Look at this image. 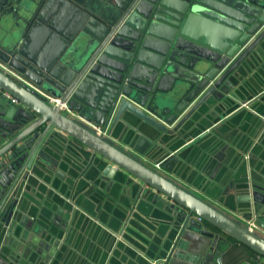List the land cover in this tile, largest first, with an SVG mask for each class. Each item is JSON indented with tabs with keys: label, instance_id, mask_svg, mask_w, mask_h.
<instances>
[{
	"label": "water",
	"instance_id": "obj_1",
	"mask_svg": "<svg viewBox=\"0 0 264 264\" xmlns=\"http://www.w3.org/2000/svg\"><path fill=\"white\" fill-rule=\"evenodd\" d=\"M1 14L17 27L22 21L28 35L0 43V61L32 86L0 68V90L17 100L0 92V264H23L7 257L16 247L10 234L21 225L40 234L32 237L36 248L19 246L26 262L59 263L52 256L67 227L61 214L75 210V197L51 205L56 213L47 202L23 212L32 186L47 190L39 178L55 162L49 156L55 146L102 195L126 185L124 196L133 199L114 209L119 226L103 243L104 264H152L154 258L162 264L164 257L163 264H224L221 247L232 240L264 258V236L255 230L264 231V177L236 196L243 203L230 208L234 218L108 139L124 129L137 153L172 171L171 153L232 108L218 110L234 96L230 89L258 91L238 97L233 107L262 97L264 0H0ZM35 29L46 40L39 55L24 43ZM33 87L59 97L76 117ZM201 180L199 188L212 197L213 185ZM187 239H195L189 253Z\"/></svg>",
	"mask_w": 264,
	"mask_h": 264
},
{
	"label": "crops",
	"instance_id": "obj_2",
	"mask_svg": "<svg viewBox=\"0 0 264 264\" xmlns=\"http://www.w3.org/2000/svg\"><path fill=\"white\" fill-rule=\"evenodd\" d=\"M22 24L21 21L20 26L17 27L15 21L11 18L6 22L1 14L0 43L15 44L22 38H26L28 33L25 30V25ZM24 43L39 55L45 48L46 40H43L41 30L35 29L32 37H28ZM235 90L238 89H230L228 93L230 95L235 92L234 96L228 99L229 104L226 103L225 108L218 107L220 111H224L229 106L232 107L228 113H223L218 121L210 124L209 127H205L204 131L191 137L185 144L171 153L173 159L169 163L172 171H167L162 166H156L155 160L151 161L147 156L137 153L132 146L135 141L129 138L124 129H119L114 136L115 138L108 136V139L117 147L141 159L171 181L235 218L237 214L232 212L234 210H230V208L239 209L238 205L243 203L236 196H241L245 190H250L252 183H256L254 181L255 177L259 176L260 179L264 177V94L260 98L256 97L254 101L253 99L249 100L245 105L238 104V107H233L239 102L238 97H253L258 92L254 90L247 91L245 95L242 90H238L239 93ZM211 108L215 109L213 106H210ZM218 114L220 112L215 115ZM63 148L66 150V147ZM49 156L55 162L49 164L46 171L42 173V178L39 179L48 191H53V194L48 195L47 190L44 192L38 191L37 187L32 186L33 192L29 191L27 198L24 199L28 201V204L25 205L23 212H26L29 205H33L38 211L47 202V208L52 213H56L52 210L51 205L56 206V201L61 198L66 202L67 198L73 195L77 204L70 216L61 214V221L66 222L67 227L63 229L61 239L52 258L58 255L60 258L58 264H104V261H107L105 259L107 253L103 243L105 240L110 239L111 235H114L113 230L119 226V219L114 213V209L117 208V205L125 206L122 204L123 198L133 205V199L124 196L126 195L124 193L126 185L117 188L112 194L106 192V190L104 191L106 193L102 195L103 191H98L94 182L83 176L80 164H71L64 160L66 157L61 156L58 146H55V151L52 149ZM160 158L161 152L159 150L154 159ZM80 170L81 172H79ZM251 175H254L253 180L252 178L250 180ZM68 180H71L72 184H68ZM97 180H101L108 186L107 179L102 180L98 177ZM200 180L204 183L209 181L213 185L212 197L199 188L201 185ZM38 183L36 182L35 185ZM96 192H100V198L95 195ZM65 193H68L67 196ZM30 197H33L34 201ZM146 197L149 199L146 201H151V196ZM84 198L89 199V202L85 203L88 210L82 207ZM101 204H104L106 208H101ZM142 208L145 209L144 204ZM146 208L150 210L147 206ZM147 209L144 211L148 212ZM49 225L51 226L50 223ZM35 230L33 231L23 225L16 227V230L10 234V237L16 241V247L13 249V255H7L8 259L15 256V259L16 257L19 258L23 264H28L22 255V251L19 253L18 250L20 249L19 246L24 248L27 246L37 247L38 243L32 237L37 236L40 240V234L37 231L38 229ZM255 230L264 236L263 230L259 228H255ZM194 240H184L186 243L185 252L189 253L194 246ZM124 244L126 243L124 242ZM221 249L224 264H264L263 257L238 241L232 240L227 248L221 247ZM157 253L158 251H154V254ZM127 260L137 263L134 258H128ZM155 260L156 258L151 260L152 264ZM141 262L146 264L144 261ZM148 262L147 264H149Z\"/></svg>",
	"mask_w": 264,
	"mask_h": 264
},
{
	"label": "built area",
	"instance_id": "obj_3",
	"mask_svg": "<svg viewBox=\"0 0 264 264\" xmlns=\"http://www.w3.org/2000/svg\"><path fill=\"white\" fill-rule=\"evenodd\" d=\"M0 68L3 71H5L7 74H9L10 76H13L14 78H16L17 80L22 81V82H25L26 84L32 86V84L29 81H27L22 74H20L17 71L13 70L12 68H10L9 66H7L6 64H4L1 61H0ZM33 88H35L47 100V102L49 104L58 105L62 111L68 113L72 117H76V113L74 111H72V110H69L68 109V106H67V103L61 102L59 97H55V96H53L51 94H48L46 92H43V91H41L40 89H38L36 87H33ZM0 92H2V91L0 90ZM2 93H4L5 96L7 98H9L11 101H13L15 103L17 102V100L15 98H13L12 96H10L8 93H6V92H2ZM88 125L91 126V128L94 130V132L96 134H98V135L99 134L107 135V131L105 129H103L101 126H94L91 123H88ZM198 220H200L199 217H198ZM162 260L163 261H161V263L163 264L164 261L166 260L165 257L162 258Z\"/></svg>",
	"mask_w": 264,
	"mask_h": 264
}]
</instances>
